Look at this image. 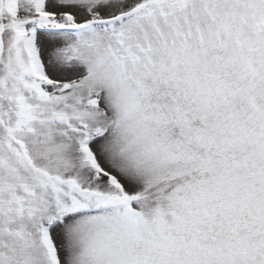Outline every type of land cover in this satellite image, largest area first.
<instances>
[{
	"label": "snow or ice",
	"instance_id": "obj_1",
	"mask_svg": "<svg viewBox=\"0 0 264 264\" xmlns=\"http://www.w3.org/2000/svg\"><path fill=\"white\" fill-rule=\"evenodd\" d=\"M0 264H264V0H0Z\"/></svg>",
	"mask_w": 264,
	"mask_h": 264
}]
</instances>
